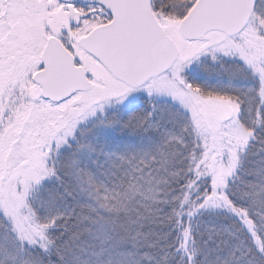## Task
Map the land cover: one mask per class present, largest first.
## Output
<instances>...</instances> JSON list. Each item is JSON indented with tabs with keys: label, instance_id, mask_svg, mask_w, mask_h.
<instances>
[{
	"label": "snow or ice",
	"instance_id": "obj_1",
	"mask_svg": "<svg viewBox=\"0 0 264 264\" xmlns=\"http://www.w3.org/2000/svg\"><path fill=\"white\" fill-rule=\"evenodd\" d=\"M0 264H264V0H0Z\"/></svg>",
	"mask_w": 264,
	"mask_h": 264
},
{
	"label": "trees",
	"instance_id": "obj_2",
	"mask_svg": "<svg viewBox=\"0 0 264 264\" xmlns=\"http://www.w3.org/2000/svg\"><path fill=\"white\" fill-rule=\"evenodd\" d=\"M194 76H196L197 80L201 83H208L212 86H216L218 83H227L228 77L225 69L220 68L219 66H212L210 68L201 67L199 65H193L191 69H189ZM145 99H147L146 94H143ZM114 135L117 137L129 136L130 133H125L119 129L114 132ZM136 139L139 140V137Z\"/></svg>",
	"mask_w": 264,
	"mask_h": 264
},
{
	"label": "rangeland",
	"instance_id": "obj_3",
	"mask_svg": "<svg viewBox=\"0 0 264 264\" xmlns=\"http://www.w3.org/2000/svg\"><path fill=\"white\" fill-rule=\"evenodd\" d=\"M144 93H137V94H134V95H143Z\"/></svg>",
	"mask_w": 264,
	"mask_h": 264
}]
</instances>
